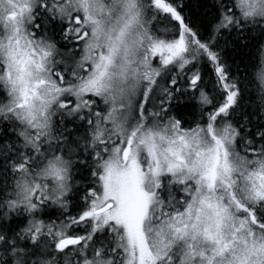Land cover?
I'll use <instances>...</instances> for the list:
<instances>
[{
  "label": "snow or ice",
  "instance_id": "6c2138e0",
  "mask_svg": "<svg viewBox=\"0 0 264 264\" xmlns=\"http://www.w3.org/2000/svg\"><path fill=\"white\" fill-rule=\"evenodd\" d=\"M0 264H264V0H0Z\"/></svg>",
  "mask_w": 264,
  "mask_h": 264
},
{
  "label": "trees",
  "instance_id": "16d2710c",
  "mask_svg": "<svg viewBox=\"0 0 264 264\" xmlns=\"http://www.w3.org/2000/svg\"><path fill=\"white\" fill-rule=\"evenodd\" d=\"M241 57L240 56H237V59H240Z\"/></svg>",
  "mask_w": 264,
  "mask_h": 264
}]
</instances>
